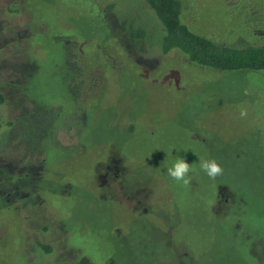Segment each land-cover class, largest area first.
I'll use <instances>...</instances> for the list:
<instances>
[{"label":"rangeland","instance_id":"1","mask_svg":"<svg viewBox=\"0 0 264 264\" xmlns=\"http://www.w3.org/2000/svg\"><path fill=\"white\" fill-rule=\"evenodd\" d=\"M180 2L194 33L264 44V0ZM161 36L144 0H0V264H264V71Z\"/></svg>","mask_w":264,"mask_h":264},{"label":"trees","instance_id":"2","mask_svg":"<svg viewBox=\"0 0 264 264\" xmlns=\"http://www.w3.org/2000/svg\"><path fill=\"white\" fill-rule=\"evenodd\" d=\"M160 27L163 54L178 52L197 66L217 72L264 71V44L231 47L191 31L184 22L180 0H144ZM145 37L144 30L134 38Z\"/></svg>","mask_w":264,"mask_h":264},{"label":"clouds","instance_id":"3","mask_svg":"<svg viewBox=\"0 0 264 264\" xmlns=\"http://www.w3.org/2000/svg\"><path fill=\"white\" fill-rule=\"evenodd\" d=\"M248 112L246 109H241L240 117L246 118ZM200 169L204 171L210 179H215L217 176L223 174V168L213 160H201L199 162ZM192 170L190 165L184 158H178L175 164L168 168V175L176 181L182 182L184 186H188L191 183V177L189 172Z\"/></svg>","mask_w":264,"mask_h":264},{"label":"flooded vegetation","instance_id":"4","mask_svg":"<svg viewBox=\"0 0 264 264\" xmlns=\"http://www.w3.org/2000/svg\"><path fill=\"white\" fill-rule=\"evenodd\" d=\"M0 97H1V95H0ZM9 121V120H8ZM8 126V125H7Z\"/></svg>","mask_w":264,"mask_h":264}]
</instances>
